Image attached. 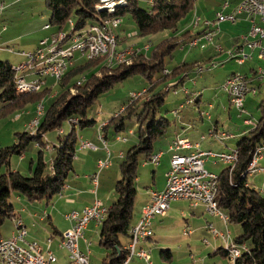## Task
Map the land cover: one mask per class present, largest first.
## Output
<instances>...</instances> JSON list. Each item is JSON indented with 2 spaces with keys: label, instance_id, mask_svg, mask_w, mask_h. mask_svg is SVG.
<instances>
[{
  "label": "rangeland",
  "instance_id": "1",
  "mask_svg": "<svg viewBox=\"0 0 264 264\" xmlns=\"http://www.w3.org/2000/svg\"><path fill=\"white\" fill-rule=\"evenodd\" d=\"M38 1H39L37 2L38 7L43 8L42 9L43 16L41 15L40 12H38L37 13L38 15H36L34 11H31L30 9L31 1H28V17L26 15H23L21 12L17 13L18 20L16 27L7 34L3 35L0 33V59L9 60L10 62L12 61V63L15 64L14 60L18 59L15 56H20L19 53H21L23 50H25L26 52L27 51L34 52L39 46L40 41L42 39L46 37H51L53 34H56L58 32L55 26L50 25L52 13L46 5V0H38ZM202 1L203 3H200V0H194L195 6L200 4V7L205 8L208 11L215 10L216 8L215 4L218 2V0H216V3H212V2L209 3L206 0H202ZM139 6L141 8L147 9L148 7H150V3L148 0H139ZM194 10L195 9H192L179 22V29L184 27L185 24L189 22V20L191 19L194 13ZM121 18H122V22L119 28L121 29L125 28V30L120 32L122 34L126 32V35L128 36L126 37L127 39H129V41L125 44V46H123L119 36L117 35L118 42H116V51L122 52L125 49H129L131 47L142 48L139 47L138 45H144L145 43L150 42L152 49L149 52V56H151L156 49H158L157 50L158 52H163V48H167V46H171L169 48V51L168 52L166 51L163 54L165 66L168 67L169 70V73L165 74L164 73V71L166 70L165 68L163 71V75L167 76V78L166 79L163 78L159 80L161 76L156 75L159 81L155 84V87L153 89L154 92L158 90L166 91V88L169 85L177 86L181 84L180 82L182 81V79L178 81H174L175 79H177V77H179V74L176 73V75L173 77L172 70L175 68L176 64L179 63L180 58L185 53V51L180 50L179 47L181 44L180 42L186 43L187 41H189L191 39L190 34L184 35L185 32H183L182 34H178L179 32L174 34L170 30H164L154 35L140 36L137 33L138 31L136 24L130 14H126ZM2 25H5L8 28L9 22H5V23L2 22ZM174 44H176V46H173ZM158 45H160V48H158ZM138 50L139 52L142 51L141 49ZM9 56H12L13 60H11ZM130 56H132L131 59ZM133 56H137L136 51L127 57V62L122 61V63L131 62L133 60ZM90 59L99 60L98 62H101L102 60V61H106L107 63L106 60L107 58L104 56H97V58H90ZM74 60L77 63V65H79L85 63L87 61V58L82 57L78 52H75ZM27 63H28V56L26 57V61H24L21 66L20 65L19 66L22 67ZM216 64L217 66L218 65L221 66L220 62L216 63L214 61L208 63V65L202 64V66L204 67L205 74L209 70L215 68ZM108 66H112V65H108ZM244 67H248V64H246ZM244 67H241L242 69L240 70L244 71ZM89 73L97 74L98 69L92 68L89 71H86L83 74L77 76V79H79L80 76H85V75L87 76V74ZM186 73H190V72H186ZM235 74L243 75L239 73H235ZM27 78L31 79L32 75H28ZM54 78L55 77L53 76H47L46 77L48 82L47 85H45L46 83L43 82L44 84L42 83L41 85L37 86L38 89L36 88L35 90L30 91V92H36L41 90V88L43 87V89L39 91L42 92L46 88L49 87L52 88L49 94H47L44 98L38 101V104L30 103L26 108L23 109L25 110V112H28V114L24 112L25 114H22L21 119L15 118L17 117L16 115L22 111L21 110V111H14L12 113H7L0 117V144L1 143L4 144L3 147L10 146L16 142L17 132H23L25 130H28V131H32V133H35L36 129L32 128L31 125L33 123V120L38 117L37 112H39L42 106H44V108H47V106L53 102L55 96L62 93L60 83L57 82L59 80H56ZM222 78L223 77L220 73L217 74L213 79H211L210 86H208L207 82L205 83V81L199 82V85L197 87H193V85L196 84H194L192 81H188V83L186 82V86L192 92H198L199 94L194 99H191L192 102L190 101L191 102L190 104H186L185 103L186 100L183 99L181 102L184 104L183 109L179 106L180 102L178 99V97L182 96V93L176 95L173 93L174 92L173 89H171L168 92H165V102L162 105V107L159 109V112L162 116L168 118L171 121V125L169 128L170 132L173 131V128H175L176 121L179 128L183 127V125H181L180 116L187 122V125L190 124L192 126L202 125L201 124L202 119L206 121L205 122L206 125L210 122V120L214 122L217 120L220 126V130H225L232 133L236 132V130L242 131L250 127H253V125L256 124L257 121L261 119L264 113L263 112L264 107L260 106L262 103H264V82H262L261 84L262 87V88L260 87L261 90L259 88L255 95L253 93H248V96L245 100V105L243 106V109L240 110L237 107H235L232 104V102H229L228 96L222 88V84L225 82L224 80H223L224 82L222 81ZM61 81L62 79H60V82ZM149 83L150 80L141 74L132 75L129 78L116 83L110 89L102 93L95 100V102L89 107L87 119L94 120L95 121L94 124L81 128L75 122L73 123L71 121L72 122L71 125L68 120L64 121L62 125L63 131L61 129L60 130L54 129L47 132L44 135V140H46L45 145L40 144L39 142L35 143L34 141H32L28 145L27 150L24 153V156L21 157V155L19 154L11 155L10 164L2 166L0 169V173H6L8 171H12L13 168H17L23 174L30 175L31 174V171L29 169L30 162L32 160H37L39 153L42 150H44L43 157L48 164L47 167L49 170L51 156H53V153L49 151L51 149L49 145L50 144L49 141H53V142L59 141L58 140L59 133L60 134L63 133L61 136L67 135L70 133L71 129H73L75 126H76L77 134L78 133L80 134V132L82 134L83 133L85 134L84 131H86L87 133H90L95 136V138H92L94 144L97 145L99 143L98 146L103 147L104 143L101 144L100 142H97L98 140L97 135L102 126V132L103 133L106 132L107 134V139H106L108 144L107 146L109 150L113 153V156H112V165L109 166L108 168L106 167L102 169L99 173V177H98L99 186L97 192L99 198L106 205L108 206L111 205L118 199V194L116 192V183L120 179L119 177H121L120 164L124 159L121 156H119V152L122 151L125 154L132 146H134L139 142L140 127L141 126L145 127L146 123L139 122L136 119L137 117L133 115L131 118L126 117L124 119L125 128L119 132L115 131L114 126L116 121H113L109 126H106L105 132H104V126L108 121H110L111 118L119 114L130 102L136 99L133 93L140 94L141 96L143 95L142 97L138 98L137 100L138 103H141L145 97L147 98L146 95L149 94L150 91L149 92H145V91L147 90L148 87H150L151 84ZM178 89L181 90V86H179ZM76 92L77 89L72 86L68 90V93L70 95H74ZM196 100L198 101L195 102ZM3 105L4 104L0 102V109L2 108ZM175 109L180 110L179 116L176 115ZM211 116L212 119H209L208 117ZM245 119H251L253 124L246 125ZM26 120H28L27 128L24 126V122ZM79 134H78V138L80 136ZM117 136H120L121 138L118 140L116 138ZM209 136L210 135H208V137ZM122 138H126V139L124 140ZM160 142L161 141L159 140V138H157L153 142L152 152H157L159 151V149H161L158 147V144ZM214 142L217 143L218 141H214ZM167 146L169 145L165 144L164 147L162 148L164 150V156L161 158V161L157 164L151 163V159L147 160L145 156H141V164L138 169V175L139 177L142 178L141 184L146 181L152 182V177H153L152 175H154V173L156 172L158 174L157 178H159L160 174H165V176H167L166 174L170 169V160H171V154L169 153ZM229 146L232 147L233 145H229ZM263 146L264 144L259 147H263ZM214 150H218V149H214ZM99 151L101 152L103 151V149L102 150L99 149L96 151L90 149L81 151L79 149V141H78V146L74 157L75 159L73 161L75 172H80L82 177L84 176L83 174L85 173L90 174V171H88L89 169L87 167H83V165L80 167L79 159L80 158L84 159L87 158L88 156L96 157L95 153L98 154L100 153ZM260 151L259 153H264V150L262 152ZM219 153H223V152H219ZM143 165H147V166L144 168ZM211 165H212V161L210 162L208 161L205 167L210 169L211 171H214L217 174H220L224 168L228 167V164L222 162H219L218 166H211ZM263 165H264V161H260L259 164H254L253 170H251V172H249L248 174V182L251 186H253L255 189L261 191L264 194V170H259V166H263ZM99 169L100 168L97 167L95 173L98 172ZM92 174L93 173H91V175ZM70 175L71 174H69L66 180L69 181V179H71L72 176ZM90 182L87 185L84 181H78V184L76 186L77 188H81L83 190L84 188H88L89 190L93 191L94 185L92 182L91 183ZM93 195L95 197V194ZM76 198L78 200L80 199L77 196H75L74 198H72V195L67 196L63 192H59L58 194L52 196L51 198L43 197L41 199H29L28 196L19 194L18 192H14L11 196V202L14 205V211L16 213L14 217L16 216L18 217L19 215L22 218L23 222L25 223L28 229L27 239L38 240V242L44 247L45 250H48V248L52 249L58 258V263L56 264H69L68 263L69 261L67 259V254H68L67 250L59 247L58 245L60 237L56 235L57 234L56 228H58L59 231L64 232L72 227V223L69 221V219L66 218V215L74 212V210H78L77 205L79 204L74 205ZM189 202L187 199H175L171 201L170 207L175 208L179 211L182 208H184L186 212L189 210V206H190ZM136 211L137 209L135 208V212ZM14 217L8 218L1 227V231H4L3 237L5 239L10 238V235L13 234V233L11 234L12 230L13 232L16 231ZM159 217L160 216L154 218L155 222L157 223L161 222L159 221L160 219L156 220V218ZM176 217L178 216L176 214H173V217L168 227L158 231L157 235H160L162 240L160 239L158 240L156 238L155 242L151 241L152 242L151 248H149L148 250L151 249L152 251L149 253V259L152 262L155 259H158L159 264L160 263L161 264L163 263L196 264L194 263V260L199 261L197 264L200 263L229 264L230 263L228 258L224 257L222 254H216V255L213 254L214 247L207 248L204 245L203 243L204 239L205 240L207 239L210 241V243H213L214 240L211 234H207L206 232H204L205 234H202L200 232L201 235H199L197 239L195 238L196 239L194 240L195 243L193 242L194 238H192V236H190L189 234L186 235L184 234V230L187 227L192 229L189 220L190 218L189 215L183 216L180 211L179 217L175 219ZM228 223L229 225L227 229L224 223L223 226L222 225L220 226V228L224 229V225H225L224 232H227L229 230L231 239L235 240V238L239 236V234L241 233V225L237 223H230V222ZM100 229L101 227H97L96 230L94 231L93 230L85 231V235L80 241V245L82 247L81 249H84L86 252L89 253L88 257L90 263L93 264H103L104 260L108 259L107 257L108 251L104 248L103 245L100 244ZM180 236L185 237L186 239L192 238V240L191 241L182 240L183 246L182 248H179L178 243H172L170 239L180 238ZM51 237L53 241L49 246L48 238ZM85 239L88 241V243L84 242ZM126 240L127 239L125 236H121V241L123 243H125ZM148 240L149 239H146V241ZM223 246H225L224 241H223ZM162 249H169L171 251L172 258L171 259L164 258L161 254ZM223 250L225 251L224 248ZM133 262H135V260H133Z\"/></svg>",
  "mask_w": 264,
  "mask_h": 264
},
{
  "label": "trees",
  "instance_id": "2",
  "mask_svg": "<svg viewBox=\"0 0 264 264\" xmlns=\"http://www.w3.org/2000/svg\"><path fill=\"white\" fill-rule=\"evenodd\" d=\"M100 4L101 0H46V5L52 13L50 25L66 33L68 39H73L76 32L82 31L80 33L82 36L89 30L90 25L101 23L104 18L123 17L130 14L140 36L154 35L164 30H170L176 34L180 32L179 22L195 6L194 0H154L147 9L139 6V0H123L117 7L107 9H99ZM111 10H113L112 14ZM201 32L193 37L200 35ZM187 34L189 31L184 33V35ZM71 43L63 46L64 50H67ZM170 47L163 48V52H158L156 49L151 56L140 51L129 63L108 66L109 64L105 61L101 64L99 60L87 58L85 63L68 66L66 74L63 75L64 78H61L62 81H57L60 83L62 93L56 95L53 102L45 108L35 133L28 130L17 132L15 143L0 148L1 169L2 166L10 164L11 155L24 154L32 141L45 145L44 135L54 129L62 130L64 121L68 120L71 124L76 119L77 125L81 128L94 124V120L87 119L89 107L116 83L136 74L144 75L150 80L151 85L145 91H150L146 95L147 98L138 103V98L143 96L140 95L104 126L105 131L106 126L116 121L115 131L119 132L125 128L124 119L131 118L133 115L139 122L146 123L145 127H140L139 142L124 155L120 164L121 178L116 183L118 199L109 207L108 215L101 224L100 244L108 251V261L104 260L103 264H121L129 253L127 247L121 242V236L131 239L130 228L134 217L136 179L141 156H145L147 160L151 159L153 142L163 136L171 125V121L162 116L159 109L165 102V92L175 88L176 85L167 86L166 91L154 92L153 89L159 80L167 78L163 75L166 68L163 54L168 52ZM74 53L67 52V58ZM20 66H14L9 61L0 59V102L4 104L0 109V117L23 110L30 103L38 104V101L52 90L50 87L42 92H27L20 89L15 82L14 70ZM92 68H97L98 73L80 76L84 78V81L77 79V76ZM179 68L172 70L173 76ZM156 75L161 76L159 80ZM71 86L77 89L74 95L68 93ZM196 94L199 93L196 92ZM260 106L264 107V103ZM175 111L178 112V110ZM252 128H249L248 133L237 144L238 161L233 170L231 171V167L228 166L218 174L219 183L216 194L218 205L228 214L229 222L241 225V233L230 242V246L241 255L238 259L240 264H264V194L248 182V165L257 147L264 144V113L257 121L256 127ZM62 134L59 133V141L54 145L49 170L43 157L44 150H42L38 159L31 165L30 175L23 174L19 170L0 173V230L8 218L16 215L11 202L14 192L28 196L29 199L51 198L61 192L67 177L74 171L73 161L79 141L76 126L69 134L61 136ZM224 249L225 251L222 247L218 251L228 258L226 245ZM161 254L166 259L172 258L169 249H162Z\"/></svg>",
  "mask_w": 264,
  "mask_h": 264
},
{
  "label": "built area",
  "instance_id": "3",
  "mask_svg": "<svg viewBox=\"0 0 264 264\" xmlns=\"http://www.w3.org/2000/svg\"><path fill=\"white\" fill-rule=\"evenodd\" d=\"M149 3H153L154 0H148ZM229 4V0H224L222 9L219 10L214 18H205L204 22H197V18L193 21L194 28H202L200 35L191 38L186 43H181V47L185 48L197 46L202 39L211 41L220 31L221 24L226 21L236 22L238 15L245 13L251 20V26L249 31L242 36L244 46H240L236 49H230L229 57H233L238 63H244L248 59L253 58L252 52H246L245 46L250 49L259 48L258 58L264 61V27L257 22V19L264 21V0H242L241 3L231 12H225V7ZM5 8V2L0 0V13ZM113 13V10L110 11ZM122 18L120 16H110V18H104L101 23L92 24L90 26H97L100 30H107L109 41L115 43L118 41L116 30L121 25ZM80 32H76V38H80ZM72 40L68 39L66 33H62V30L53 34L51 37H46L40 41L39 46L35 52H24L25 56H28L27 65H23L20 68H14L16 72L15 82L16 85L43 83L47 81V76H53L57 78L58 75H65L68 66H72L74 61V55H69L68 58H46L47 49H58V47L66 46L71 43ZM92 44L95 41L91 37L88 40H83V45L78 51L80 56L86 58H97L99 53H92ZM102 48V47H100ZM223 46L217 45V51H222ZM141 49L142 53L147 52L146 48H130L125 49L120 53V56L114 57V63L119 61L127 62V50ZM36 65H45V72H36ZM197 74L204 72V67L198 65L195 70ZM165 74L169 73V70L164 71ZM27 75H32L31 79L27 78ZM189 78V74H186V79ZM260 78L264 80V68H260ZM194 84L196 81L191 79ZM181 86V90L178 87ZM186 82L179 84L173 88L174 94L187 92ZM223 90L232 100V104L241 110V106L245 105V98L248 93L256 94L254 88L251 87V81L246 75L239 77L238 79H226L222 84ZM171 90V89H170ZM168 90V91H170ZM30 92V91H27ZM134 94L135 98L140 97V94ZM189 104V102H187ZM181 108L184 104L180 105ZM45 113V108L40 112H37L38 117L33 120L32 128L37 129L40 119ZM75 123L77 120L74 119ZM246 125H252L251 119H245ZM257 123L253 125L254 129ZM214 133V129L210 131V134ZM224 136H218L224 138ZM99 138L105 143L107 147V141L102 132V126L100 128ZM121 137H119L120 139ZM126 139V138H123ZM182 147H196L195 155H178V148ZM96 148V146L89 140H79V149ZM170 149L173 154L170 160V169L167 172L166 185H170V192L154 191L150 202L143 208L142 217H144V226L142 228H135L132 225L130 228L131 239L127 245L129 251L127 257L121 264H128L134 257L142 258L146 261V264H152L149 259V253L151 251L144 248L137 249V244L146 241L152 235V224L154 218L160 214H166L170 208V203L175 199H187L192 204L196 205L200 202L205 203L207 208H212V214L218 215L225 222H229V216L218 205L216 197L214 195V188H218L217 173L209 171L205 167V161L214 157L219 161H229V167H234L235 156L238 155V149H232V153L215 154L214 151H202L198 148V144H193L188 138L174 139L170 145ZM75 157V155H74ZM162 157V152L151 155L152 163H159ZM264 158V153H254L250 164H259L260 160ZM111 164V159H101L98 161V172L90 175V179L94 185L95 191H97L99 184V173L102 169L108 167ZM250 164L248 166H250ZM259 170H264V167H259ZM65 185L62 187L64 189ZM109 207L104 205L100 200L96 199L90 206L83 208L81 212H72L66 215V218L72 221V227L67 231H64L60 237L59 247L67 250V258L69 264H91L88 252L81 249L80 241L84 237L85 230L90 223H96L101 225L108 215ZM14 223L16 231L8 238H0V258L3 264H56L58 258L54 251L50 248L45 250L44 247L38 242V240H28V231L24 229L19 218L14 217ZM214 237L220 236L224 242L228 243V240H232L228 234H221L220 231L212 229ZM18 238L19 247H10V239ZM86 240V239H85ZM86 242H88L86 240ZM207 242V241H206ZM49 246L52 243L48 241ZM210 244L207 242V245ZM48 246V247H49ZM245 246V245H240ZM232 248V247H231ZM241 257L239 251H234V258H228L229 264H240L238 259Z\"/></svg>",
  "mask_w": 264,
  "mask_h": 264
},
{
  "label": "crops",
  "instance_id": "4",
  "mask_svg": "<svg viewBox=\"0 0 264 264\" xmlns=\"http://www.w3.org/2000/svg\"><path fill=\"white\" fill-rule=\"evenodd\" d=\"M28 1H31V8H30L31 11H34L36 13V15H38L37 13L40 12L41 15L43 16V14H42L43 8L38 7V3H37V2H39L38 0H4L5 8H4L3 12L0 13V22H1L0 33L1 34H3V35L7 34V33L11 32L16 27L17 20H18L17 13L21 12L23 15H26L28 17ZM206 1L209 3H211V2L216 3V0H206ZM241 1L242 0H229V4L225 7L224 11L225 12H231L237 6V4L241 3ZM223 2H224V0H218V2L215 4L216 5L215 10L216 11L215 10L208 11L205 8L200 7V4L194 6L193 9H195V10H194V13H193L191 19L189 20L188 23L185 24L184 27L180 28V32L178 34H182L183 32H187V31H190L189 34L191 37H193V35L195 36L196 34H199L202 31V28L201 27L200 28H194L193 27L194 18L196 16H198L201 18L202 22L205 20V18H214L216 16L217 12L222 9ZM200 3H203V1L200 0ZM2 22L3 23L9 22V27L7 28L5 25H2ZM257 22H259L264 27V21L257 19ZM27 24H28V22H27ZM250 26H251L250 18L248 17L247 14L242 13V14L238 15V19L234 23L230 22V21L223 22L221 24L220 31L211 41H206L205 39H202L200 41V43L194 47L186 46L185 48H182L181 44H180V46L178 45L180 47V50L185 51V53L180 58L179 63L176 64V66H175V68L176 67H180V68L177 72L179 74V77H177V79H175L174 81H178V80L182 79L183 82L185 81L188 83V81H192L191 79L193 78V80L196 81V85H193V87H197L199 85V82H202V81H205V83L207 82L208 86H210L211 79H213L219 73L223 77L222 81L223 80L225 81L226 79H228L231 75H233L235 73H239V74H243L244 76L246 75L247 77H249L252 86L257 85L256 88L261 87L263 80H261V78H260V68H264V61L258 58V50H259L258 47L254 48V49H250L247 46H245V51L246 52H252L253 58L248 59L244 63H238L233 57H229L230 49H236L242 45L244 46V41H243L242 36L249 31ZM124 30H125V28L121 29L119 27L117 29V35L119 36L123 46H125V44L129 41V39H127L128 36L126 35V32H124V34H122L120 32V31H124ZM2 32H5V33H2ZM1 38H2V36H1ZM139 44H141V43H139ZM147 44H150V42L145 43L144 45H138V46L144 47ZM217 45H222L224 47V48H222V51H217V49H216ZM151 49H152V46L149 48V50L147 52H143V53H146L149 56V52L151 51ZM24 52H26V51L23 50L21 53H19L20 56H15L18 58V59L14 60L15 64L12 63V61L11 62L9 60H7V61H9L12 65H18V66L22 65L23 62L26 61V57H27L23 54ZM9 58L11 60H13L12 56H9ZM213 61L216 63L220 62L221 66H219V65L217 66V64H216V67L214 66L215 68H213L212 70H209L208 72H206V74H205V71L202 74H197L194 71V69L197 65H202V64L208 65V63L213 62ZM16 63H18V64H16ZM75 64H77V63L74 60L72 66H74ZM101 64H104V61L101 60ZM246 64H248V67H244ZM241 67H244V71L240 70V69H242ZM166 69H168V67H166ZM186 72H190V73H188L189 78H187V79H186V76L184 77ZM81 79H84V78H81ZM182 81L180 83H183ZM47 84H48V82L46 81L45 85H47ZM261 88H260V90H261ZM42 89H43V87L41 88V90ZM187 89L189 90L188 94L182 93V96L178 97L179 102H180L179 106L182 104L181 102L183 99L186 100L185 101L186 104H187V102H189V104H190L192 102L191 99H194L197 96L196 92H192L189 88H187ZM176 95H179V94H176ZM247 96H246V98H247ZM246 98H245V100H246ZM228 100H229V102H231L229 96H228ZM197 101L198 100H196L195 102H197ZM175 110H178V112H176V111L175 112H176V115L179 116L180 110L179 109H175ZM24 112H25V110H22L20 113H18L16 115L17 117H15V118L21 119L22 114H25V113L28 114V112H25V113ZM208 118L212 119V116L208 117ZM180 120H181V125H183V127L179 128L177 121H176L175 128H173V131L170 132L168 129V132H166L163 136L159 137V140L161 142L158 144V147L161 149H159V151H157V152H152L153 154L162 152V157H163L164 156V150L162 148L164 147L165 144H168L169 146H167V148H168L169 153L172 156L173 152L170 149V145H171L172 141L176 138L180 139L183 137L188 138L194 144H198V148L202 151H214L215 153H218V152H226L227 153V152H230L232 149L236 148L238 142L249 131V128L242 130V131L236 130V132H233V133L225 131V130H220V126H219L217 120L215 122L210 120V122L206 125V123H205L206 121H204L202 119V121H201L202 125H196V126H192L190 124L187 125V122L181 116H180ZM24 126L26 128L28 127V120H26L24 122ZM212 129H214V133L210 134V131ZM230 131H232V130H230ZM84 132H85V134L84 133L82 134L81 132H80V134L78 133L80 135L79 140H80V137H82V139H86V140L88 139L89 141H91L93 143L92 138H95V136L90 134V133H87L86 131H84ZM99 133H100V130H99L98 135H97V138H98L97 142H100L102 144L104 142L99 138ZM226 133L228 134V136H226L224 138L218 137V136H224V134H226ZM103 135L104 136L107 135L106 132L103 133ZM208 135H210L211 137L210 136L208 137ZM119 137L120 136H117L116 138L119 140ZM105 139H107L106 136H105ZM214 141H218V142L216 143ZM49 142H50L49 145L51 147V149L49 151H51L53 153L54 152L53 151L54 145L57 144L58 141L57 142L49 141ZM98 144L97 145L94 144L96 146L95 149L94 148H85V149L81 150V151H85V150L90 149V150L96 151L99 149H101V150L103 149V151H101V152L99 151L100 153H98V154L95 153L96 157L88 156L87 158H84V159L80 158L81 161L78 158L80 167L82 165H83V167H87L89 169L88 171H90V174L85 173V174H83L84 176L82 177L80 172H75V170L72 171L70 173L71 174L70 176H72L71 179H69V181L66 180V183L64 184L65 187L63 190H61V192H63L67 196L72 195V198H74L75 196L80 198L79 200L77 198L75 199L74 205H76V204H79V205H77L78 210H74V211L81 212L83 210V208L92 205L96 199L100 200L103 204H105L99 198L98 192H97L98 190L95 191V189H93V191H91L88 188H84V190H83L81 188H77V186H76L78 184V181H84L88 185V183L91 181L90 175H91V173H95L96 168L98 167V161L99 160L110 158L111 164L109 166L112 165L113 153L109 150V148L107 150L105 143H104L103 147L98 146ZM229 145H233V146L230 147ZM3 146H4V144L1 143L0 148H2ZM36 146H37V144H36ZM214 149H218V150H214ZM195 151H196V147H193V148L192 147H186V148L179 150V153L189 155V154L194 153ZM124 155H125L124 152H122V151L119 152V156H121L122 158H124ZM23 156H24V154L21 155V157H23ZM208 161L209 162L212 161L211 166H218L219 162L224 163L223 161H219L214 157H210L205 161V165ZM260 161H264V158ZM34 162H35V160H32L30 162V168H31L32 163H34ZM143 166L145 168L147 165H143ZM259 167H264V165L259 166ZM13 170L16 171L19 169L13 168ZM208 170L211 171L210 169H208ZM211 172H214V171H211ZM152 176H153L152 182L146 181V182H143L142 184H141L142 178L139 177V175L136 179L137 195H136V199H135V203H134V217H133L132 225H136L139 222V220L141 219L142 214H143V208L150 202L151 197H152V193L154 191H163L166 188L167 176H165V174H160L159 178H157L158 174L156 172ZM165 177H166V179H165ZM119 178H121V177H119ZM98 186H99V184H98ZM77 191H79V192H77ZM93 194H95V197ZM188 202H189V200H188ZM189 204H190V206H189L188 211L185 212L184 208H182L180 210L183 216L189 215L190 218L189 217L188 218H189L191 226H192V229L187 227L184 230V234L185 235L189 234L190 236H192V238H194L193 242H194V240L197 239V237H199V235H201V233L205 234L204 232H206L207 234H211L213 237V240H214L213 243H210V241L207 239L206 240L204 239L203 243L207 248L214 247L213 254H215V255L221 254V251H218V249L222 248V247L224 248L223 239L220 236H218L217 238L214 237L212 229L215 228L218 231H220V233L225 234L228 232V231L224 232L225 225H226V229H227L229 223H226L218 215L211 214L208 211V208H207L205 203L200 202V203L194 205L191 202H189ZM111 205H109V206L107 205V206L110 207ZM135 208L137 209L136 212H135ZM180 211L175 209V208L170 207L169 210L167 211L166 215H163V216H160L159 218H156V220L160 219L159 221H161V222L157 223L154 220V222L152 224V235H151V237L146 242L142 241V242L138 243L137 249L144 248V249L148 250L149 248H151V244H152V242H155L156 238L158 240L159 239L162 240L161 236L157 235L158 231L163 229V228H167L169 223L171 222L173 214H176L179 217ZM178 217H176L175 219H177ZM69 221L72 223L71 220H69ZM223 223L225 224L224 229L220 228L221 225L223 226ZM97 227H101V225H97L96 223H90L85 231H87V230H93L94 231V230H96ZM12 233H13V230H12L11 234ZM56 233H57L56 235L61 237L63 232L59 231L58 228H56ZM3 234H4V231L0 230V237L1 238H4ZM12 235H10V237ZM192 238L186 239L185 237L180 236V238L170 239V241L172 243H178L179 248H182V246H183L182 240L191 241ZM126 239L127 240L125 243H123L121 241L125 247H127L128 243L130 242L129 241L130 238L126 237ZM48 241L52 242L53 241L52 237L48 238ZM206 241L209 242L210 244L207 245ZM84 242H86V240H84ZM224 243L226 245V242H224ZM232 243H233V241H232ZM189 247H190V244H189ZM82 250L85 251L84 249H82ZM149 251H151V249ZM133 260H135V262H133ZM198 262L199 261L194 260V263L197 264ZM155 263L159 264L158 259H155L152 262V264H155ZM0 264H3L1 258H0ZM91 264H93V263H91ZM128 264H146V261L142 258L134 257ZM163 264H165V263H163ZM200 264H202V263H200Z\"/></svg>",
  "mask_w": 264,
  "mask_h": 264
},
{
  "label": "bare ground",
  "instance_id": "5",
  "mask_svg": "<svg viewBox=\"0 0 264 264\" xmlns=\"http://www.w3.org/2000/svg\"><path fill=\"white\" fill-rule=\"evenodd\" d=\"M2 1H4V0H2ZM122 1L123 0H101V4L99 5L98 8L99 9L114 8V7H117ZM196 18H197V22H202L201 18L198 16H196L193 21H195ZM88 37H91L92 40L95 41V44H92V53H99V56L106 57L107 58L106 59L107 64H109V65L116 64V63H114V57L120 56L121 52L116 51V43L114 45V43L112 41H109L108 31L107 30H100L97 26H91L86 33H84L82 36L80 35V38H76V36H75L73 39H76V40H72V43L68 47L67 50H64L63 46L58 47V49H56V50L55 49H47L46 58H67V55H68L67 52H78L81 49V45H83V40H88ZM100 47H102V48H100ZM146 47H148V49H149L150 44H147L142 48H146ZM131 48H134V47H131ZM135 51H136V53L139 52L138 49L127 50V57L129 55H131L132 53H134ZM122 52H124V51H122ZM119 63H122V61H119ZM36 72H45V65H36ZM62 77H63V75H58L57 78H54V79L60 80ZM239 77H243V75L233 74L228 79H238ZM263 82H264V80H263ZM44 83H46V81H44ZM41 84L42 83H38V85H36V86H34V84H24V86L18 85V87L20 89H24L27 91H33L37 88V86H39ZM251 87L254 88L256 93H257L258 88H256V86H252V85H251ZM187 92H189L188 89H187ZM187 92H185V93H187ZM231 102H232V100H231ZM43 109H44V106L41 107L39 112ZM241 109H243V106H241ZM183 148H186V147L178 148V151H179V149L181 150ZM260 150L263 151L264 146L257 148L255 153H259ZM262 151H260V152H262ZM227 153H232V152H227ZM215 154H226V153H224V152L219 153L218 152ZM178 155H185V154L178 153ZM189 155H195V152L192 154H189ZM237 161H238V155L235 156L234 166L237 163ZM223 162L225 164H228V166H229V161H223ZM253 166H254V164H250V166L248 167L249 172H251V170H253ZM233 168L234 167H231V171L233 170ZM255 168H256V166H255ZM218 183H219V175L217 174V184ZM217 191H218V188H214L215 197H216ZM163 192H170V185H167L166 189ZM208 211L212 214V208H208ZM161 215H165V214H160L158 216H161ZM17 218H19L24 229L27 230V227L24 224L21 217L18 216ZM142 226H144V217H141L140 221L135 225V228H142ZM225 234H228V232ZM229 235H230V233H229ZM230 242H231V240H228V243H226V252H227L228 258H234V251L235 250L233 248H231ZM10 247H19V239L18 238H11L10 239Z\"/></svg>",
  "mask_w": 264,
  "mask_h": 264
}]
</instances>
